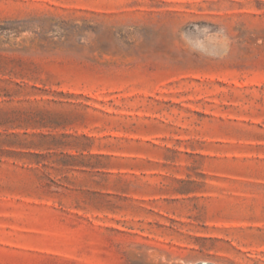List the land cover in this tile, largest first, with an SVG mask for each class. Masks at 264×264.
I'll list each match as a JSON object with an SVG mask.
<instances>
[{"label":"rangeland","instance_id":"1","mask_svg":"<svg viewBox=\"0 0 264 264\" xmlns=\"http://www.w3.org/2000/svg\"><path fill=\"white\" fill-rule=\"evenodd\" d=\"M264 264V0H0V264Z\"/></svg>","mask_w":264,"mask_h":264},{"label":"bare ground","instance_id":"2","mask_svg":"<svg viewBox=\"0 0 264 264\" xmlns=\"http://www.w3.org/2000/svg\"><path fill=\"white\" fill-rule=\"evenodd\" d=\"M202 262V261H201ZM200 264H216V263H214V262H202V263H200Z\"/></svg>","mask_w":264,"mask_h":264}]
</instances>
